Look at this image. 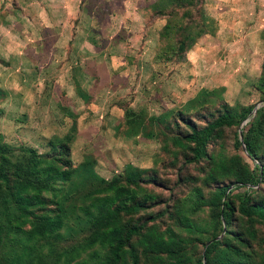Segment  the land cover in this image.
<instances>
[{
	"label": "rangeland",
	"instance_id": "obj_1",
	"mask_svg": "<svg viewBox=\"0 0 264 264\" xmlns=\"http://www.w3.org/2000/svg\"><path fill=\"white\" fill-rule=\"evenodd\" d=\"M63 13L73 14V30L62 33L72 42L67 53L38 47L62 38L49 26L52 19L59 26ZM52 50L56 61H38ZM79 73L84 80H77ZM263 98L264 0H0V143L12 163L51 161L68 171L65 180H51L34 208L36 215L62 219L56 233L37 241L39 264H64L61 256L54 262L55 253L72 248L77 254L70 264H100L107 245L80 249L95 228L87 211L95 214L97 197L116 188L123 192L119 199L130 195L126 203L139 204L136 212L119 214L117 226L171 236L182 249L177 264H194L216 232L209 206L199 200L233 179L234 155L242 150L233 146L234 134L246 132L253 114L215 132L197 160H189L181 136L223 107L234 114L260 107ZM65 135L66 149L60 146ZM255 149L254 161L264 166V136ZM251 189L252 197L264 198V175ZM229 229L248 262L264 264V226L235 214ZM141 239L133 236L127 247L137 264H175L165 255L155 258ZM126 252L121 260L129 264Z\"/></svg>",
	"mask_w": 264,
	"mask_h": 264
},
{
	"label": "trees",
	"instance_id": "obj_2",
	"mask_svg": "<svg viewBox=\"0 0 264 264\" xmlns=\"http://www.w3.org/2000/svg\"><path fill=\"white\" fill-rule=\"evenodd\" d=\"M252 108L253 106H247L231 114L223 107L212 120L199 129L190 126L181 136L191 151L189 160L206 156V145L213 134L224 126L239 124L250 115ZM246 123L248 128L245 133L242 128H239L241 141L237 138V134H234L233 146L240 148L243 144L244 150L242 148L243 151H238L239 155H234L236 166L232 170L233 179L215 187L207 200H199V203L209 206L214 221L213 229L216 232L206 237L202 244V251L194 264H250L248 252L240 248L242 244L230 238L229 227L235 214L248 223L257 222L264 226V198L252 197L253 189H251L262 180L264 175V166L254 161L257 159L256 140L264 136V102L256 108L253 116ZM69 140V135H65L61 139L60 146L66 149ZM176 141L180 143L179 139ZM189 144L192 145L189 146ZM8 153L7 147L0 143V248L4 245L8 248L7 251L0 253V264H39L43 254L37 241L56 233L62 219L59 213L36 215L34 208L42 204L40 192L52 189L51 180H65L68 171L59 170L51 161L43 166L40 165L39 160H33L27 164L12 163L7 157ZM27 153L31 154L33 159L34 153L31 151ZM68 165L67 162L63 166L68 167ZM218 168L224 169L226 166L219 164ZM8 170H11L12 177L8 175ZM122 194L123 192L116 188L113 195L97 197V203L93 204L95 214L87 211L91 226L95 228L85 238L80 249L90 248L96 243L105 244L108 246V252L100 264H125L121 260L125 250L129 256V264H137L138 257L134 249L132 247L127 249L129 241L136 235L142 237L141 241L155 254V258L165 255L173 258L175 264L180 262L182 249L179 242L171 236L162 239L160 235L155 236L150 231L144 235L140 231V225L126 228L117 226L119 214H130L139 208L136 201L126 203V200H133L130 195L119 199ZM112 197L117 199L115 203H112ZM25 223L29 224V229L26 231L21 229ZM186 226L188 229H197L188 222ZM219 232L221 235H218ZM47 247V253L53 251V245L50 242L47 243ZM55 254L58 256L54 262L57 263L61 256L64 264H70L77 254V249L72 248Z\"/></svg>",
	"mask_w": 264,
	"mask_h": 264
},
{
	"label": "crops",
	"instance_id": "obj_3",
	"mask_svg": "<svg viewBox=\"0 0 264 264\" xmlns=\"http://www.w3.org/2000/svg\"><path fill=\"white\" fill-rule=\"evenodd\" d=\"M1 1H4V0H1ZM2 6H3V4H2ZM63 12V11H62ZM67 12V11H66ZM73 13V12H72ZM72 13H69V15L68 14H64L63 13V16H64V18H63V20H62V22H60L61 24L59 25V26H61L60 28H59V26L58 25H55L57 22L55 21V20H51V22H50V26H49V31L50 32H54V31H56V32H59L60 31V35L62 36V38L61 39H57L56 38V40H55V38H54V40H42L40 43V45H39V43L37 44L38 45V47H40V48H61L62 49V51H63V53L64 54H66L67 53V51H68V48L69 47H71L72 46V42H70L69 41V39L68 38H66V34H64V36L62 35V33H65V32H69V31H71V30H73V29H71L72 27H71V25H70V22H69V20H68V16H72L73 14ZM45 16V14H43V15H41V17H44ZM56 18V17H55ZM41 20H42V24L44 25L45 23H46V21L44 20V19H42L41 18ZM41 24V25H42ZM40 29H43V30H45L44 28H40ZM68 39V40H67ZM48 57L51 59H53V61L55 60H57V56H54V54H53V50L51 51V52H49V53H47V52H44L43 53V55L42 54H39V56H37V58H38V61L40 62V63H47V60H48ZM67 58V55H65L64 56V58L63 59H66ZM67 60V59H66ZM78 75V77H77V80H84V75L83 74H77ZM71 76H73V74H71ZM75 76V75H74ZM76 79V78H75ZM75 79H73V81L75 80ZM73 85H75V86H79L80 84L79 83H77V84H73ZM83 88V87H82ZM78 89V88H77ZM83 91H84V89H81V90H79V91H76V96L77 95H80L81 93H83Z\"/></svg>",
	"mask_w": 264,
	"mask_h": 264
},
{
	"label": "water",
	"instance_id": "obj_4",
	"mask_svg": "<svg viewBox=\"0 0 264 264\" xmlns=\"http://www.w3.org/2000/svg\"><path fill=\"white\" fill-rule=\"evenodd\" d=\"M262 102H264V99L262 100ZM256 108H257V105L253 106L250 114H254ZM245 121H246V119L243 122H245ZM238 139H239V141H241V131H240V129L238 130ZM242 148L244 150V145L243 144H242Z\"/></svg>",
	"mask_w": 264,
	"mask_h": 264
}]
</instances>
